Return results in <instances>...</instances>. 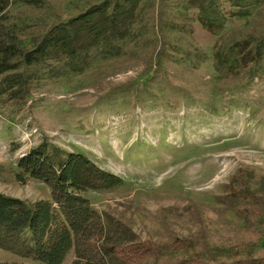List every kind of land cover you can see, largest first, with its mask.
<instances>
[{
    "label": "rangeland",
    "instance_id": "374dc122",
    "mask_svg": "<svg viewBox=\"0 0 264 264\" xmlns=\"http://www.w3.org/2000/svg\"><path fill=\"white\" fill-rule=\"evenodd\" d=\"M98 1L12 2L0 23L30 47L50 25ZM137 14L119 55L77 75L37 74L22 98L0 95V192L52 200V184L16 178L19 156L47 139L123 179L111 190L77 193L126 226L128 239H193L196 252L253 241L254 221L235 211L227 185L233 179L264 199V55L254 60L264 1L218 31L182 0H143ZM185 255L140 264H176ZM73 258L70 250L62 264ZM0 262L37 264L1 248Z\"/></svg>",
    "mask_w": 264,
    "mask_h": 264
},
{
    "label": "trees",
    "instance_id": "16d2710c",
    "mask_svg": "<svg viewBox=\"0 0 264 264\" xmlns=\"http://www.w3.org/2000/svg\"><path fill=\"white\" fill-rule=\"evenodd\" d=\"M143 0H100L66 20L50 25L32 41L20 44L13 30L0 23V95L22 98L37 74L60 78L82 73L94 60L120 54L129 38ZM197 8L198 19L212 31L222 29L230 17H247L264 0H182ZM40 5L41 0H0V17L9 3ZM264 55V33L255 40L254 60ZM235 59V57H233ZM224 60V59H222ZM230 64V63H229ZM16 178L52 184V200L28 202L0 192V248L37 264H62L70 250L69 264H140L150 255H186L176 264H264V199L257 189L228 183V197L235 211L254 221L253 241L196 252L193 239L169 243L128 239V229L107 213H99L77 192L106 191L123 179L105 171L85 154L68 151L47 139L24 152L16 162ZM129 234V233H128ZM0 264H16L0 262Z\"/></svg>",
    "mask_w": 264,
    "mask_h": 264
}]
</instances>
